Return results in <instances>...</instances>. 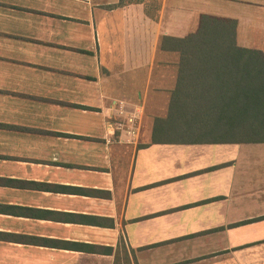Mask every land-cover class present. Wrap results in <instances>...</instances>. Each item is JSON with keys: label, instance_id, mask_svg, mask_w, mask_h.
I'll return each instance as SVG.
<instances>
[{"label": "crops", "instance_id": "obj_1", "mask_svg": "<svg viewBox=\"0 0 264 264\" xmlns=\"http://www.w3.org/2000/svg\"><path fill=\"white\" fill-rule=\"evenodd\" d=\"M202 14L264 51V0H0V264H264V141L151 137Z\"/></svg>", "mask_w": 264, "mask_h": 264}, {"label": "trees", "instance_id": "obj_2", "mask_svg": "<svg viewBox=\"0 0 264 264\" xmlns=\"http://www.w3.org/2000/svg\"><path fill=\"white\" fill-rule=\"evenodd\" d=\"M235 35L233 19L202 14L195 31L161 36V49L179 57L154 142L264 141V51L238 46Z\"/></svg>", "mask_w": 264, "mask_h": 264}, {"label": "built area", "instance_id": "obj_3", "mask_svg": "<svg viewBox=\"0 0 264 264\" xmlns=\"http://www.w3.org/2000/svg\"><path fill=\"white\" fill-rule=\"evenodd\" d=\"M126 122L124 125L118 123L117 127L122 128L124 127V131L128 134L131 138H135L138 133V125H137V115L135 113H128L126 117Z\"/></svg>", "mask_w": 264, "mask_h": 264}]
</instances>
